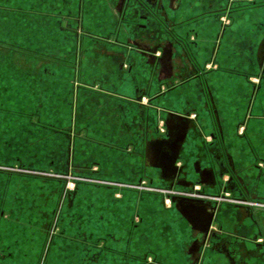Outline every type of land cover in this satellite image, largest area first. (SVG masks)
<instances>
[{
    "label": "crops",
    "instance_id": "obj_1",
    "mask_svg": "<svg viewBox=\"0 0 264 264\" xmlns=\"http://www.w3.org/2000/svg\"><path fill=\"white\" fill-rule=\"evenodd\" d=\"M144 1L157 17L135 0H0V19L27 14L42 31L41 41L29 48L4 44L24 62L0 61V100L15 94L24 102L18 109L0 103V228L19 211L18 187L27 202L35 180H62L61 191L56 184L46 189L54 197L67 186L61 175L32 174H65L67 164L57 161L63 146L52 153L36 150L24 131L20 147L18 129L9 128L16 117H25L28 130L36 116L38 127L50 131L44 110L50 104L54 110L69 106L75 76L66 59L71 63L73 55L80 59L83 146L97 142L96 149L110 155L105 171L94 163L84 189L67 186L73 199L63 223L55 227L50 220L44 228L43 251L56 233L63 243H56L54 260L42 254L38 264H229L218 253L201 255L210 220L227 234L236 233L242 222L240 202L225 192L229 175L222 172L223 160L233 161L238 175L261 180L249 187L259 200L264 197V124L256 122L264 121V89L252 78L258 60L262 69L264 40L260 32L244 34L241 28L253 9L248 6L257 1L248 6L242 0ZM67 3L81 14V25L68 31L62 23ZM33 5L41 10H31ZM56 54L60 58L51 66L48 58ZM193 61L218 66L206 76L209 95L191 79ZM20 65L26 71L21 79L5 77L6 68ZM13 80L24 87L14 88ZM7 114L14 118L6 120ZM65 137L68 148L71 135ZM169 158L176 163L167 168ZM35 161L46 169L35 167ZM13 167L22 172L7 170ZM98 180L103 184L93 183ZM6 243L0 257H13L11 241ZM38 256L35 249L24 255L32 264Z\"/></svg>",
    "mask_w": 264,
    "mask_h": 264
},
{
    "label": "rangeland",
    "instance_id": "obj_2",
    "mask_svg": "<svg viewBox=\"0 0 264 264\" xmlns=\"http://www.w3.org/2000/svg\"><path fill=\"white\" fill-rule=\"evenodd\" d=\"M242 5H249V0H242ZM254 0H252L253 2ZM257 4L250 5L248 7L253 8L248 15H245V18L242 21L241 28L243 29L242 32L244 34L246 32H260L262 34V43L264 40V0H256ZM70 2V1H68ZM73 3V0H72ZM72 3H67L65 12L63 13L65 15V18L63 19V27L68 31L70 28H78V14L76 10L74 11V7ZM41 5L36 6L33 5L31 7V10H41ZM244 6H242L244 9ZM21 7V6H19ZM26 7V6H25ZM245 10V9H244ZM30 14V13H29ZM13 18L11 19L10 14L6 15L3 19H0V32L2 36L0 37V61L1 63H5V65L12 64L14 66L16 62L23 61L24 57L20 54L14 53L15 50H13L10 46H5V43L12 44V45H20L24 48H29L30 46H34L37 42H40L42 39V31L36 28L41 29L39 26L32 25V22L29 21V15L24 14L21 17L18 16L17 18L14 16L16 14H12ZM228 17V16H227ZM229 21V19H228ZM35 24V23H34ZM29 30H34L30 32ZM12 32V33H11ZM54 32V31H53ZM71 37L73 38V32L69 33ZM243 34V35H244ZM12 36L13 39L10 38ZM262 43L260 45L262 46ZM40 45H36L34 47L37 48ZM10 48V49H9ZM33 49V48H31ZM12 50V51H10ZM245 55V54H244ZM259 55L260 52H259ZM60 58L59 55H53L50 58L51 66L54 62H57V59ZM75 56L73 55L72 62L70 63L69 60L66 59V63L68 66L73 68L74 76L75 78L72 81L71 84V96L67 103H69V106L66 104V110L63 109H52V105L50 104V108L44 110L46 116H48V123L50 122V125L52 127H56L53 129L51 126L49 132H45L42 130V128H39V118L34 117V126L28 125V130L23 129V126L26 125L25 120L28 122L30 121L28 118L25 117H16L15 124H12V126L9 128L12 132H15L18 129L17 135H18V142L20 143L21 140V146L24 145L23 138L25 137L24 131H28V138L31 137L33 140L34 149L40 150V147H43L44 149L49 148V151L57 152L58 147L61 149V146H63L62 151H59V155L57 156V161H64L67 165V171L65 174H56L53 172H43L44 174L49 175H61L62 177H65L68 179L69 184L67 183L68 188L71 187V191L76 188L78 185L79 191L81 189L85 188L86 180L84 178H90L94 176V170L92 169V166L94 163L99 162L102 165L103 171H105V167L108 166L109 157L110 155L107 153H103L100 150L96 149V146H98L97 142L89 143L90 146L86 147L83 146V143L87 144L85 142L86 135L81 130V125H83L81 120V112L83 110L82 108V99L81 96H77V93H80L83 88L82 85L76 82L77 77L79 76V69H80V59L78 60V57L74 59ZM69 62V63H68ZM18 65V64H17ZM6 68L7 74L5 75L6 78H18L21 79L25 75V69L19 66L18 70H14L13 67ZM254 77L257 80V84H259L262 89H264V75L262 78H259L261 75V68L259 66V60L258 64L256 65ZM15 74V75H14ZM259 76V77H258ZM72 80V79H71ZM255 80V81H256ZM20 82V80H17ZM14 84V88H23L24 85L18 84L15 80L9 81ZM227 84V80H226ZM226 86L229 87V86ZM13 87V86H12ZM81 94V93H80ZM5 98H2L3 100H0V103H3L6 105V107H12V108H20L21 105H24L23 98L21 96H15V94L10 96H4ZM29 99V98H28ZM35 101V100H34ZM57 103V102H54ZM59 103V102H58ZM35 104V102H34ZM62 106V105H61ZM43 112V113H44ZM6 120L10 118L7 114ZM12 119L14 118L11 115ZM85 120V119H84ZM84 122V121H83ZM254 122V120H253ZM257 124L262 127L264 124V121H256ZM42 123H46L43 121ZM56 124V126H54ZM85 124V123H84ZM16 126V127H15ZM49 127H44L49 128ZM92 127V126H91ZM46 130V129H45ZM93 128H91V132L94 135L95 132H93ZM68 133L71 135V141H70V147L66 148L65 144L67 143V139L65 135H68ZM44 137V140H41V138ZM40 140V141H39ZM97 143V144H96ZM28 149L30 146H27ZM39 148V149H37ZM66 151V156L64 155ZM35 156L39 153L35 152L33 153ZM36 159V158H35ZM45 165V163H44ZM34 166L38 169H46L45 166L42 167V164L40 162H34ZM42 167V168H41ZM35 168V169H37ZM7 170H15L22 172V169L18 167H13V169H7ZM39 172V171H38ZM34 173V172H33ZM75 174H78L75 175ZM92 174V175H91ZM83 176L82 178L79 176ZM87 182H89L87 180ZM93 183L103 184L100 180L94 181ZM59 185V188L61 191L63 186L62 180H46V181H34V195L30 193L29 199L26 201H22L21 195L24 192V189L22 187H18V202L19 205L17 208H19V211L17 213H14V215H11V219L7 221H3L2 227L0 228V247L4 246V241L9 242L11 241L9 246L11 252L13 253V257H0V264H32V261H26L24 255H31L34 253V249L39 252V256L36 259V262L34 264H38V260L42 254L46 257V260L52 261L54 260L55 254L57 253L55 247L56 243H63V240L59 238V233H56L55 236L52 237L51 241L48 242L45 251H43V247L45 246V237H44V229L48 222L51 220V223L56 227L58 225H61L64 221V213L66 211V207L71 202V199H73L72 194L70 192L63 195L61 194L60 197H54L49 196V193L46 192V189L52 188L53 186ZM90 184V183H89ZM45 186V189H43ZM47 186V187H46ZM88 188H91V191L93 192L96 188L90 187L88 185ZM148 188V185H147ZM59 195L60 192H57ZM33 197V198H32ZM86 200V199H85ZM86 206L89 211V201L86 200ZM15 218V220H14ZM64 218V219H63ZM33 226V227H32ZM54 226L52 230L54 229ZM7 244V243H6ZM37 254V252H36ZM63 264V263H61Z\"/></svg>",
    "mask_w": 264,
    "mask_h": 264
},
{
    "label": "flooded vegetation",
    "instance_id": "obj_3",
    "mask_svg": "<svg viewBox=\"0 0 264 264\" xmlns=\"http://www.w3.org/2000/svg\"><path fill=\"white\" fill-rule=\"evenodd\" d=\"M135 1L149 10L154 16L157 15L144 0ZM77 22L81 25V14L80 17L78 16ZM164 25L167 32L173 35V29L166 26V24ZM80 28L79 26L77 32H81ZM192 64L194 70L191 79L200 81L203 84L204 92L209 95L210 92L206 83V76L209 73V69L215 68L218 70V66L212 64L210 68L207 66L200 67L194 61ZM261 70L260 78L264 75V66ZM223 163L222 172L229 175L225 192L230 193L229 196L232 199L240 202L237 205L241 212L242 222L239 223L236 233L227 234L223 232L221 226L213 228L212 225L214 222L210 220V232L204 237L201 255H207L209 252L218 253L223 255L229 264H231L230 258L234 260L235 264H264V197L259 200L258 197H255V192L249 187L251 183L254 185L261 180L257 179L256 176L250 179L238 175L235 164L233 161L228 160V158L223 160ZM257 167L254 164L249 169L254 171L257 170ZM262 167L264 172V164ZM260 177L262 176L260 175ZM206 228L207 225L204 230Z\"/></svg>",
    "mask_w": 264,
    "mask_h": 264
},
{
    "label": "water",
    "instance_id": "obj_4",
    "mask_svg": "<svg viewBox=\"0 0 264 264\" xmlns=\"http://www.w3.org/2000/svg\"><path fill=\"white\" fill-rule=\"evenodd\" d=\"M179 42H181L183 44V41L181 39H179ZM261 66L262 67L264 66V50H263V57H262V64H261ZM175 163H176V159H168L167 168H170ZM32 174L35 175V176H40V177H50V178L52 177V176L47 175V174L36 173V172H34ZM64 180H65L66 183H68V179L65 178ZM66 188H67V186H66ZM66 188H65V190L63 192V195L66 192ZM210 226H211V224H208L206 230H204V233L206 235H208L209 232H210ZM230 261H231V264H235V262H234V260L232 258H230Z\"/></svg>",
    "mask_w": 264,
    "mask_h": 264
},
{
    "label": "built area",
    "instance_id": "obj_5",
    "mask_svg": "<svg viewBox=\"0 0 264 264\" xmlns=\"http://www.w3.org/2000/svg\"><path fill=\"white\" fill-rule=\"evenodd\" d=\"M224 21H225V24H228L229 21H228V17H224ZM193 118L195 117V115L192 116ZM169 203V199H167V204Z\"/></svg>",
    "mask_w": 264,
    "mask_h": 264
}]
</instances>
